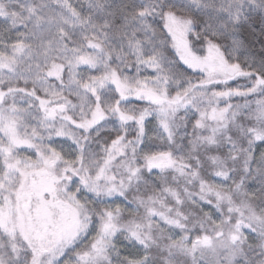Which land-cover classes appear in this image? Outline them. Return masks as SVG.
<instances>
[{
	"label": "snow or ice",
	"instance_id": "obj_1",
	"mask_svg": "<svg viewBox=\"0 0 264 264\" xmlns=\"http://www.w3.org/2000/svg\"><path fill=\"white\" fill-rule=\"evenodd\" d=\"M0 264H264V0H0Z\"/></svg>",
	"mask_w": 264,
	"mask_h": 264
}]
</instances>
